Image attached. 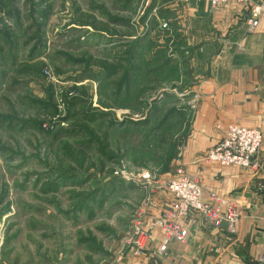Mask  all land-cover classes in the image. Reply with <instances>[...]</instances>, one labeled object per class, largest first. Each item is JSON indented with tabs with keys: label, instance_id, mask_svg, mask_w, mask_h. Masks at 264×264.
<instances>
[{
	"label": "rangeland",
	"instance_id": "rangeland-1",
	"mask_svg": "<svg viewBox=\"0 0 264 264\" xmlns=\"http://www.w3.org/2000/svg\"><path fill=\"white\" fill-rule=\"evenodd\" d=\"M177 6L0 0V264L142 257L124 242L145 197L137 172L207 169L214 140L197 112L214 78L176 31ZM192 219L212 237L208 264H264V230Z\"/></svg>",
	"mask_w": 264,
	"mask_h": 264
},
{
	"label": "crops",
	"instance_id": "crops-1",
	"mask_svg": "<svg viewBox=\"0 0 264 264\" xmlns=\"http://www.w3.org/2000/svg\"><path fill=\"white\" fill-rule=\"evenodd\" d=\"M246 13V7L233 3L211 8L204 0H178L177 11L171 16L172 23L177 21L178 34L188 36L187 43L196 58L210 61L207 78H214L213 89L202 99L197 112L198 122L207 125L201 131H208L206 136L214 140L208 149L227 124L264 126V93L260 91V84L264 85V20L252 32H245ZM237 41L241 42L240 47L229 44ZM220 78L223 79L219 81ZM216 124L219 130L214 129ZM260 155H264V140ZM184 162L187 171L200 179L204 192L213 191L231 200L239 210L241 219L235 232L238 236L264 230V203L256 189V180L264 176V171L213 163L203 169L200 162L191 159ZM184 224L188 229L184 242H171L167 251L159 252L160 234L154 231L155 239L150 238L143 256L121 264H151L150 259L154 264H208L203 254L212 237L201 235V231L196 233L192 218Z\"/></svg>",
	"mask_w": 264,
	"mask_h": 264
},
{
	"label": "built area",
	"instance_id": "built-area-1",
	"mask_svg": "<svg viewBox=\"0 0 264 264\" xmlns=\"http://www.w3.org/2000/svg\"><path fill=\"white\" fill-rule=\"evenodd\" d=\"M211 8L227 3L247 8L244 16L245 32H252L264 20V0H204ZM241 46V42H230ZM220 128V126H218ZM264 126L249 127L236 123L227 124L216 143L201 157L204 163L222 167H237L252 172L264 171V155H260ZM135 181L145 192V197L131 220L130 230L124 242L142 253L154 231L160 233L157 250L167 251L171 242H184L188 229L184 222L200 216L215 228L224 227L235 233L241 214L231 200L213 191L204 192L197 176L179 165L166 179L160 180L147 169L137 172ZM256 189L264 203V176L256 181Z\"/></svg>",
	"mask_w": 264,
	"mask_h": 264
}]
</instances>
